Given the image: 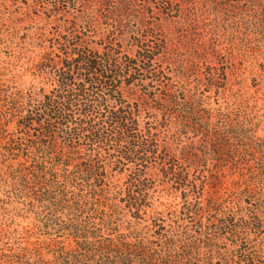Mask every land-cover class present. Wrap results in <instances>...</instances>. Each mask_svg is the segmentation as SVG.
Returning <instances> with one entry per match:
<instances>
[{
	"label": "trees",
	"instance_id": "obj_1",
	"mask_svg": "<svg viewBox=\"0 0 264 264\" xmlns=\"http://www.w3.org/2000/svg\"><path fill=\"white\" fill-rule=\"evenodd\" d=\"M13 11L34 82L0 83V176L36 239L5 236L0 264H264V150L226 95V54L264 38V0ZM210 156L234 164L223 198Z\"/></svg>",
	"mask_w": 264,
	"mask_h": 264
},
{
	"label": "rangeland",
	"instance_id": "obj_2",
	"mask_svg": "<svg viewBox=\"0 0 264 264\" xmlns=\"http://www.w3.org/2000/svg\"><path fill=\"white\" fill-rule=\"evenodd\" d=\"M20 3L15 0H0V83L14 82L17 86L27 87L34 82L31 74L26 71L29 66V54L20 53L23 45V30L14 33L17 27L13 11ZM4 4V6L2 5ZM22 8V7H19ZM20 10V9H19ZM32 55V54H30ZM226 60L229 68L226 70V95L234 106H240L251 120V127L256 141V148L264 150V38L241 45L231 52H227ZM212 107H218L223 99H210ZM218 101V104L216 103ZM199 139V138H197ZM213 157V158H212ZM210 156L206 167L222 172V183L218 187L219 196H225V189H230L235 174L232 172L234 165L231 159L216 161ZM4 172H0V175ZM0 176V240H7L6 237H22L23 240L33 242L36 235H28L27 230L33 224L32 215L21 211V199L9 197L7 192L10 188ZM167 197L165 193L160 201L166 205H174L179 198ZM158 204V202H156ZM165 206L158 205L159 209ZM6 236V237H5ZM41 239L44 237L41 236Z\"/></svg>",
	"mask_w": 264,
	"mask_h": 264
}]
</instances>
